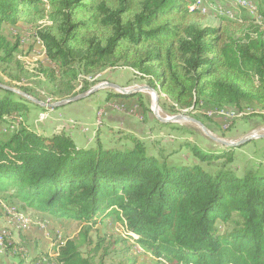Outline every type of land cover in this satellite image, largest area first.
I'll use <instances>...</instances> for the list:
<instances>
[{
	"label": "trees",
	"instance_id": "obj_1",
	"mask_svg": "<svg viewBox=\"0 0 264 264\" xmlns=\"http://www.w3.org/2000/svg\"><path fill=\"white\" fill-rule=\"evenodd\" d=\"M252 1L256 14L236 0H212L234 15L214 9L215 26L202 25L207 14L191 8L196 0H0V68L19 64L20 40H11L5 26L28 23L54 65L44 73L59 99L78 95L81 73L119 65L168 95L174 111L203 100L215 108H258L264 122V0ZM84 82L87 91L92 85ZM1 85L0 194L87 225L58 245L50 258L56 264H96L105 239L94 242L89 232L107 217L137 236L132 245L168 264H264L263 167L240 170L235 148L203 149L189 141L182 146L196 160L178 163L172 157L179 149L153 142L151 153L130 133L123 134L132 146L108 147L98 137L80 147L65 132L45 135L18 122L16 113L30 103L45 107ZM112 97L128 109L125 99L143 96L108 92ZM161 125L191 133L180 124ZM83 246L91 247L86 254Z\"/></svg>",
	"mask_w": 264,
	"mask_h": 264
},
{
	"label": "rangeland",
	"instance_id": "obj_2",
	"mask_svg": "<svg viewBox=\"0 0 264 264\" xmlns=\"http://www.w3.org/2000/svg\"><path fill=\"white\" fill-rule=\"evenodd\" d=\"M212 0H204L205 8L202 13L207 14L203 19L202 25H218L220 23L218 17L214 13L217 11L216 6L211 4ZM252 4L250 11L252 14L257 13V7L252 0H248ZM246 2V0H245ZM258 2V0H257ZM213 6V7H212ZM255 6V7H254ZM264 9V3H263ZM258 20L261 19L257 15ZM5 33L11 40L19 39L20 48L17 53V62L3 65L0 68V81L5 86L13 88L29 94L31 97L40 100L46 104H51L64 98H58L54 93V85L49 81L44 73V69L53 68L54 65L48 60L45 54L43 43L37 38L35 29L28 23H20L16 26H5ZM134 70L130 67L115 66L106 67L100 71L91 74H80L77 82V92L81 94L84 81L88 80L93 86L103 82L121 83V86L128 89L136 88L137 86L147 85L146 80L134 78ZM21 88H24L21 89ZM89 90V89H88ZM87 90V91H88ZM108 92H116L113 88L104 87L98 92L87 96L86 98L69 103L62 108H51L44 106L45 109L36 108L30 103V108L22 113H16L18 122H24L29 128L40 133L45 127L48 131H58L63 128L82 130V134L88 136L89 143H96L97 138H101L105 146L112 147L117 141L118 135L124 133L139 135L143 141L147 143L149 149L155 153L153 142L160 143L167 151L179 149V152L173 156L175 162L193 163L195 156L190 149L182 146V143L191 142L203 149L220 150L230 146L222 145L209 138L207 134L197 124L191 121L171 122L186 126L191 133H186L183 130H176L161 125L160 117H169L177 114H187L201 120L211 133L219 138L227 141L238 142L249 132H257L264 134V122L262 118L256 116L259 113L258 108H246L237 110L230 106L215 108L201 101L199 106H193L190 109L174 111V103L170 97L164 93H159L158 114L154 113L153 105L155 97L147 90H143L142 102L147 108L144 112L134 114L131 129L121 130V133L115 127H107L104 122L105 109L97 108L98 101L103 100V96ZM2 93V92H1ZM20 95V94H19ZM22 96V95H20ZM25 98L24 96H22ZM68 98V97H66ZM119 98V97H118ZM112 97V100L118 99ZM32 102V100L25 98ZM120 99V98H119ZM119 103H112L115 110ZM125 106L122 107V110ZM138 110V108L134 109ZM186 110V111H185ZM216 110L221 111L216 113ZM142 113V114H141ZM133 115V114H132ZM42 134V133H41ZM101 136V137H100ZM124 136V135H123ZM127 141L118 142L117 145H131ZM235 148L234 166L240 170L246 165L261 166L264 168V138H254ZM13 212L22 215V220L17 219V223L13 220ZM20 218V217H19ZM113 217H107L104 222H99L93 226L89 235L92 236L94 242L98 238H104V247L96 252L94 261L96 264H168L166 261L155 257L143 246L134 243L135 234L127 231L126 227ZM32 220V222H28ZM87 225L84 222L73 219H55L49 213L43 212L29 207H23L16 199L4 194H0V234H11L8 244L11 247L4 250L0 249V257L2 254H7L10 258L2 260L0 264H21L20 260L28 264H43V257L49 259L56 255L58 245L69 238L77 237L82 227ZM5 229L2 231V229ZM120 240L115 245H110L111 242ZM36 245L35 247L33 245ZM39 251L34 256L32 253ZM129 246V252L124 255V249ZM95 247V243L92 248ZM91 247L83 246L82 251L86 254ZM108 248V249H107ZM128 248V247H127ZM126 248V249H127ZM105 249L107 251H105ZM4 256V255H3ZM36 257V258H35ZM27 258V259H26ZM35 258V259H34ZM34 259V261H32ZM23 262V263H24ZM45 264H50L49 262Z\"/></svg>",
	"mask_w": 264,
	"mask_h": 264
},
{
	"label": "water",
	"instance_id": "obj_3",
	"mask_svg": "<svg viewBox=\"0 0 264 264\" xmlns=\"http://www.w3.org/2000/svg\"><path fill=\"white\" fill-rule=\"evenodd\" d=\"M1 86L13 90L14 92L24 96L25 98H28V99L32 100V102L38 103V104H40L42 106H48V107H51V108H60V107H63L65 105L69 104V103H72V102L78 101L80 99L86 98L87 96H90V95L98 92L100 89H102L104 87L113 88L114 90H116L117 93L124 94V95L136 94V93L141 92L143 90H147L150 93L154 94V97H155V103L154 104H155L156 109H159L158 101H159V98H160V94H159V92L156 89H154L153 87H151L149 85H142V86H137L136 88L128 89V88L123 87V86H121V85H119L117 83H114V82H103V83H100V84H97V85L93 86L92 88H90L86 92H83L81 94H78L76 96H72V97H69V98L61 99V100L56 101V102L51 103V104H46L44 102H41L40 100H37V99L31 97L29 94H27L25 92H22L20 90H17V89H15L13 87L5 86V85H1ZM153 111H154V113L158 114V111L156 112L154 108H153ZM158 118L162 122H165V123L181 122V121L194 122L195 124H197L199 127L202 128V130L205 132V134H207L209 136L210 139H212V140H214V141H216V142H218V143H220L222 145L230 146V147L241 146V145H243V144H245L247 142L252 141V139H254V138H264V134L257 135L254 131H252V132H249L243 138H241L238 142H232V141H227V140H224L222 138H219L218 136L213 135L211 133V131L207 128V126L201 120H199V119H197L195 117H192L190 115H187V114H177V115H173V116H169V117H160V116H158Z\"/></svg>",
	"mask_w": 264,
	"mask_h": 264
},
{
	"label": "crops",
	"instance_id": "obj_4",
	"mask_svg": "<svg viewBox=\"0 0 264 264\" xmlns=\"http://www.w3.org/2000/svg\"><path fill=\"white\" fill-rule=\"evenodd\" d=\"M119 85H121V83ZM121 101H122L121 99L108 100L107 99V94H106V95L103 96V100L98 101V103L96 104L97 108H104L105 109L104 122H105V124H107L105 126H107V127H110V126L111 127H115L118 130L117 131L118 133L119 132L121 133V130L122 131H124V130H128L129 131V129L132 128L131 124H132V121L134 120L133 119L134 117H132V116H134V114H136L137 112L140 113V112L143 111L142 110L143 107H141L142 106L141 103H143V102L142 101L140 102L138 97L125 99L123 101L125 103V105H127L128 109H126V107H125V109H123V111H121L122 109L121 110H119V109L115 110L113 108V106H112V103H118V102H121ZM63 107H65V106H63ZM60 108H62V107H60ZM136 108H138V110H135L134 112H132ZM61 132H65L68 135H70L74 139V141L77 143V145L80 146V147H87V146H90V145L94 144V143L87 142L88 141V136L86 134H82V130H73V129L63 128V129L58 130V131L53 130L52 132H50L45 127H43V130L40 131V133L45 134V135H52L54 133H61ZM123 135H124L123 133L118 135L117 141L119 143L121 141H124V143H125V141H127L126 143L130 142L128 139H125V137ZM137 136L139 137V135H137ZM101 141L103 142L102 139H101ZM127 145H129V144H127ZM4 230L5 229L3 228L2 231H4ZM33 246L35 247L36 245L34 244ZM2 250H4V249H2ZM38 251H39V248L37 246L36 251H34L32 254L33 255L35 254L34 256H36V253ZM0 258H1V261L10 259L7 256V254L4 255V256L2 255ZM34 259L32 261H34ZM24 261H25V259H24ZM23 264H28V263L24 262Z\"/></svg>",
	"mask_w": 264,
	"mask_h": 264
},
{
	"label": "bare ground",
	"instance_id": "obj_5",
	"mask_svg": "<svg viewBox=\"0 0 264 264\" xmlns=\"http://www.w3.org/2000/svg\"><path fill=\"white\" fill-rule=\"evenodd\" d=\"M236 2H237L238 5H240V6H242V7H249V8H252V4H251V2L248 1V0H246V2H245V0H236ZM199 3H200V5L195 6V4H199ZM254 7H255V6H254ZM191 8H192V9H194V8H199V9H201L202 11L205 10L204 0H196V2L194 3L193 6H191ZM216 9H217V11L221 14V6H220V5H217V6H216ZM222 14H224V13H222ZM227 14H228L230 17H232V18L234 17L233 13H231V12H229V11H227ZM152 94H153V93H152ZM153 96H154V94H153ZM154 103H155V100H154ZM153 108L155 109L156 112L159 110V109H156L155 104L153 105ZM19 217H20V218H19ZM22 217H23L22 215H19V214H18V219H19V220H22V219H21ZM9 234H10V233H9ZM10 235H11V234H10ZM5 237H8L7 234H0V244H3V246H5ZM0 249H4V248L0 245ZM43 258H44L43 261H42L43 264H45V263H47V262H49L50 264H53V261H52L51 259H49L48 257H43Z\"/></svg>",
	"mask_w": 264,
	"mask_h": 264
},
{
	"label": "built area",
	"instance_id": "obj_6",
	"mask_svg": "<svg viewBox=\"0 0 264 264\" xmlns=\"http://www.w3.org/2000/svg\"><path fill=\"white\" fill-rule=\"evenodd\" d=\"M197 5H200V3L199 4H195V6H197ZM205 10H207L206 8H205ZM228 10H232L231 8H228V7H225V6H221V14L222 13H227V11ZM117 108H121L122 109V107L119 105ZM221 111H219V110H216V113H220ZM222 113V112H221ZM220 113V114H221ZM257 135H259V133H257V132H255ZM13 215H14V218H13V220L17 223V219H18V214L17 213H15V212H13ZM28 222H32V220H28ZM7 236H10V234H8L7 233ZM3 248H5L4 246H3V244H0ZM56 255H57V252H56ZM56 255L55 256H53V257H56ZM53 264H56V262L55 261H53Z\"/></svg>",
	"mask_w": 264,
	"mask_h": 264
}]
</instances>
